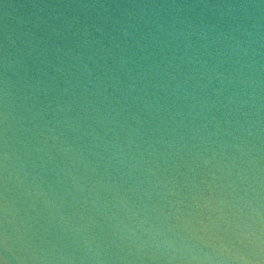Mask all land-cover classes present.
Here are the masks:
<instances>
[{
    "label": "water",
    "instance_id": "obj_1",
    "mask_svg": "<svg viewBox=\"0 0 264 264\" xmlns=\"http://www.w3.org/2000/svg\"><path fill=\"white\" fill-rule=\"evenodd\" d=\"M0 264H264V0H0Z\"/></svg>",
    "mask_w": 264,
    "mask_h": 264
}]
</instances>
